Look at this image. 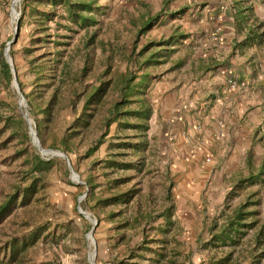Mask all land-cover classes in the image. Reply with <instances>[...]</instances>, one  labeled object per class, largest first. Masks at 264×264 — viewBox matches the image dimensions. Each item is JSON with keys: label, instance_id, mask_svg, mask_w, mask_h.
<instances>
[{"label": "trees", "instance_id": "trees-1", "mask_svg": "<svg viewBox=\"0 0 264 264\" xmlns=\"http://www.w3.org/2000/svg\"><path fill=\"white\" fill-rule=\"evenodd\" d=\"M100 0H22V16L19 21V32L21 31L23 18L28 16L33 29L31 30L28 44L23 48L26 56V64L29 65V72L32 75L30 80V90L23 96L26 99L27 110L35 123L36 133L41 146L44 147L46 129L49 125L56 123L63 110H69L73 117L65 127L58 141L49 145V148L61 150L66 155L82 147L79 154L88 158L92 156L104 142H108V148L114 149L105 159L93 160L92 164L106 170L103 174L109 175L114 171L141 172L145 167V152L150 148L149 130L150 118L153 114V107L148 97L146 89L150 83V75L144 73L141 79L132 71L122 74L111 72V55H105L103 70L96 75L94 81H86L89 72L92 70V36L89 35L83 43V47H77L69 54L68 60H62L61 55L64 48L69 44L72 34L78 29L84 28L86 31L98 22V15L104 11ZM158 19L157 15L147 18L137 31L135 40L129 51L127 59L139 64V68H148L152 65L161 64L172 52L173 37L169 36L158 41H147L136 51V44L140 36L150 31ZM259 25L256 26V28ZM93 35V34H92ZM264 36L262 30L256 38L260 40ZM251 37V36H250ZM253 38V36H252ZM16 40L12 43L11 47ZM53 45L50 51L49 45ZM5 43H3V46ZM42 48H44L43 51ZM151 51L143 60H138L149 50ZM104 50V49H103ZM38 52V53H37ZM10 56L15 61V55L10 51ZM16 79L23 91V83L17 66H15ZM0 79L6 87L10 86L12 74L5 60H0ZM81 107L77 110L78 104ZM7 106L6 102H0V106ZM16 107V106H15ZM14 107V108H15ZM13 108L12 113H4L0 107L1 130H10L12 136L17 138L21 147L16 151L17 155L23 157L25 183H14L8 190H0V226L17 207L28 205L38 190L44 186V177L53 165V158L44 159L37 151L27 148L30 136L23 117ZM116 124V131L108 136L111 125ZM121 131H128L123 134ZM56 137V136H55ZM46 148V147H44ZM132 153V154H131ZM137 156V159L124 161L123 156ZM264 164L254 172L249 171L246 176L240 177L228 192L230 195H238L246 186L254 184L259 180L264 181ZM132 179V175L119 177L111 180L110 188H115L125 184ZM97 183L91 179L85 184L76 183V197L86 191V202L93 199L94 204L101 208L112 206H122L128 204L137 194L136 187H129L125 190H116L106 197H96L94 188ZM86 185V186H85ZM167 191L165 204L160 211L155 212L152 218L151 213H144L136 217L135 221L143 217L146 222L158 217H164L163 227H154L155 237H145L143 242L136 249H130L125 259L116 264H143L140 259H150L151 264H169L173 259H166L167 237L174 221L171 216L174 212L172 198ZM239 203L230 214H226L220 223L213 222L209 226V236L200 244L202 247L218 248L226 245H236L245 236L248 228L254 225V220H248L254 214L253 209L257 200L250 197ZM82 203V202H81ZM82 207V205H81ZM122 212H109V218L113 219ZM28 224V223H27ZM129 224V220L122 221L120 227ZM60 226L56 228L59 229ZM47 229L45 226H38L30 231V234L19 237H10L0 245V264L6 262L18 264V260H23V253L26 247L33 244L37 238ZM54 232V231H53ZM258 234L264 236V231ZM176 242H178L175 239ZM154 244L153 247L151 244ZM146 253L150 255L147 256ZM173 253L178 254L176 250ZM3 258V260H2ZM165 258V259H164ZM230 258V253L223 257V261Z\"/></svg>", "mask_w": 264, "mask_h": 264}, {"label": "crops", "instance_id": "crops-1", "mask_svg": "<svg viewBox=\"0 0 264 264\" xmlns=\"http://www.w3.org/2000/svg\"><path fill=\"white\" fill-rule=\"evenodd\" d=\"M143 2L145 20L158 16L156 31L153 27L147 37H157L155 41L173 37L168 65L160 80L150 84L156 109L150 118L149 142L170 158L168 169L180 183L176 202L171 201L175 202L174 224L168 233L177 232L175 225H181L183 238L193 244L183 251L189 253L188 260L177 264H229V259L215 256L200 261L195 252L217 249L201 246L203 226L208 237L209 226L222 222L251 194L249 187L263 182L228 196L240 177L264 164V36L256 38L264 31V0ZM229 77H236L245 88H229ZM206 156L210 161H205ZM252 193L257 202L250 207L255 212L248 220L255 222L246 235L253 229L255 234L260 231L254 208L259 201ZM173 236L181 240L178 234ZM105 250L104 255L99 252V262L116 264L110 257L113 252Z\"/></svg>", "mask_w": 264, "mask_h": 264}, {"label": "rangeland", "instance_id": "rangeland-1", "mask_svg": "<svg viewBox=\"0 0 264 264\" xmlns=\"http://www.w3.org/2000/svg\"><path fill=\"white\" fill-rule=\"evenodd\" d=\"M143 1L144 0H100L104 11H101L103 13L98 15V22L87 31L82 28L78 29L77 33L72 34V37L68 40L69 44L64 48L65 50L61 58L62 60H68L69 54L77 47H83L84 41L91 35L92 47H90V50L93 64L92 70L89 72L86 81H94L96 75L104 68V56L110 54L112 60L110 75L113 73L122 74L127 71H132L138 76L136 80L141 79L144 73L150 75V83L146 89V96L151 104H153L152 107L156 109L155 103L152 102L149 93L150 84L154 80H160L162 71L167 67L168 61L164 60L161 64L152 65L148 68H139V64L135 61L137 55H134V61L130 62V60L127 59L137 31L145 21V3ZM21 6L22 0H0V60H5L3 49L6 47L7 41L13 36L16 21H20L22 16ZM155 28L156 27L152 30L156 31ZM32 29L33 25L29 17L25 16L20 32L18 26L16 42L13 44V47H11V44L9 48L4 51L5 54L9 53V55L10 51H12L15 55V61H13L11 56L10 58L14 68L17 66L19 70L20 79L23 83V91L19 83L18 85L22 95L23 92L27 93L31 87L30 80L32 79V75L29 72V65L26 64V56H24L23 48L28 44ZM147 34L148 32H145L140 36L136 44V51H138L140 46L145 42L157 40V37L155 40H151L152 38L147 37ZM3 43H5L4 46ZM48 49L53 51V45L50 44ZM43 50L44 48L40 51ZM153 50L154 49H151L143 56H139L138 60H143ZM17 96L12 81L10 86L6 87L3 84V80L0 79V102H6L7 104V106H0L3 107L2 110L4 113H12L13 108L16 106L14 109L19 114ZM80 107L81 103L78 104L77 110H79ZM72 117L73 114L69 110H63L61 112L56 123H52L49 125V128L46 129V144L44 147L49 148L50 144L58 141L57 138L65 132L64 129ZM115 132H117L116 124L113 123L108 136L113 135ZM121 132L123 134L128 133V131ZM148 134L150 135V131ZM20 147L21 145L17 138L12 136L11 131L1 130L0 125V190H8L14 183H25L24 172L26 166L24 165L23 157L16 154V151ZM27 148L37 151L31 139L27 144ZM81 149L82 147L76 151L70 152L67 157L72 170L77 173L79 179L83 181L84 184L88 179L97 183L94 188L96 197H106L116 190H125L129 187H136L137 189V194L134 199L122 206L101 208L94 204L93 199L86 202V196L81 200L82 203L80 202L82 209L87 211L96 221L93 229V236L97 245L98 257L99 252H102L104 255L103 251L105 248H108L105 251L108 253L113 252V255L110 257L114 259L115 263L122 259L126 261L125 257L128 251L139 247L145 237H155L156 233H154L152 229H154V227H163L165 220L164 217H158L152 219L150 222H146V218L143 219L142 217L139 222H136L135 218L148 212H150L152 218H154L156 216L155 212L160 211L165 204L168 189H170L169 193L172 200L176 202V191L180 189L177 188L180 183L179 180L176 179V174H173L168 169V166H170L172 162L169 157L164 155L162 148L158 145V147H150L146 150V163L141 172L120 170L106 175L103 174V171L106 170L102 167V164L96 166L92 164V162L97 159H105L109 157L111 151H115L114 149L110 150L108 148V142L106 141L101 144L98 150L88 158L82 157L79 154ZM58 156L59 155L52 157L53 165L44 177L43 188L38 190V193L35 194L28 205L17 207L0 226V245L10 237L13 238L30 234V231L35 227H47L33 244L26 247L23 253L25 258L21 261H15L18 262V264H87L85 235L91 229L92 223L77 212V200L80 195L76 197V183L70 179V172L65 159L61 158L63 156ZM131 158L137 159V156L133 155L128 157L127 155L122 157L124 161H128V159ZM256 158L257 157H252L251 159L257 160ZM44 159L48 160L45 157ZM128 175H132V179L129 182L115 188H110L112 179ZM86 191H89V187L87 186L85 187L84 193H86ZM247 191L250 193L253 191L256 192L254 198L259 201V204L254 207L257 210L255 216V219H257L256 228L264 231V181L261 185L249 187ZM175 202H173L174 208ZM119 209L122 211L121 213L119 212V216L110 219L109 212L118 211ZM128 220V225L120 227L122 221L128 222ZM57 226H60L59 229L56 228ZM175 228H179V230L176 232L177 229H175L170 233H166L167 255L165 258L169 259L170 257V259H173L177 264L178 260L180 262L188 260L187 256L189 253L183 251L185 246H190L193 244V241L192 239L183 238L181 234L183 228L181 225L177 224ZM204 230L205 226H203V229L199 233L201 243L206 238L207 230ZM174 233L178 234L181 238L180 241L173 236ZM175 239L178 242H176ZM151 245L153 247L155 246L153 243ZM177 249H181L182 252H179ZM197 249L195 253L198 254V257L199 255L201 256L199 258L200 261L202 259H204V261H209L211 256L218 258L222 257L223 259V257L230 253L229 264H264V236L262 237V235L258 233L255 234L254 229L249 231L247 235L245 234V236L240 239L239 244L234 246H221L216 250L201 252ZM174 250H176L178 254L173 253ZM146 255L149 256L150 254L146 253ZM1 256L0 254V258ZM98 257L96 264H113L111 261V263H109V260L99 262ZM193 257L194 253L191 255L190 262ZM140 262L143 264H151L150 259H140ZM196 263L200 262L197 261ZM1 264L16 263H9L4 259Z\"/></svg>", "mask_w": 264, "mask_h": 264}, {"label": "water", "instance_id": "water-1", "mask_svg": "<svg viewBox=\"0 0 264 264\" xmlns=\"http://www.w3.org/2000/svg\"><path fill=\"white\" fill-rule=\"evenodd\" d=\"M11 9H12V8H11ZM18 26H19V22H18V20H17V21H16L15 28H14V30H13V36H12V38H11L10 40L7 41V43H6V47L3 49V53H4V55H5V61H6V63L8 64V66H9V68H10V72H11V74H12V83H13V85H14V87H15L16 93H17V95H18V97H19V100H20V98L23 97V95H22V93H21V90H20V88H19V85H18V82H17V79H16L15 69H14V66H13V63H12V61H11V58H10L9 53H8V54H5V52H4V51L7 50V49L9 48V46H10V45L16 40V38H17V34H18ZM19 100L17 99L18 111H19V114H20V115L23 117V119L25 120V122H26V124H27V126H28L29 134H30L32 129L30 130L29 117H28L27 113H26L24 110H22V108L20 107V101H19ZM30 137H31V138H30V139H31V142L33 143V145L36 147L37 150H43V149H44V148H42V146H41V144H40L39 138H38L37 133H36V129H34V137H35V139L33 138V136H30ZM35 141H37V142H35ZM46 150L62 152V153H63V157H61V158L65 159V161H66V163H67V166H68V169H69V172H70V179H72V178H71L72 175H77V173H75V172L72 170V168H71V166H70V163H69V160H68V157H67V155H66L63 151H61V150H55V149H49V148H46ZM53 155H54V154H53ZM55 156H57V154H56ZM58 157H59V156H58ZM77 176H78V175H77ZM78 178H79V177H78ZM78 183H83V184H84V182L81 181L80 179H79ZM76 208H77V212H78L79 214L83 215L85 218H87V219L92 223V227H91V229L89 230V232L92 233V232H93V229H94V226H95V224H96L95 219L92 218V217L89 215V213H88L87 211H85V210L82 209V207H81L80 204H79V200H77V206H76ZM91 220H93V221H91Z\"/></svg>", "mask_w": 264, "mask_h": 264}, {"label": "built area", "instance_id": "built-area-1", "mask_svg": "<svg viewBox=\"0 0 264 264\" xmlns=\"http://www.w3.org/2000/svg\"><path fill=\"white\" fill-rule=\"evenodd\" d=\"M227 82H228L229 88H231V89H236V88H239V87L241 89H244L245 88V85L242 82H239L236 77H229L228 80H227ZM17 99L19 100V97L18 96H17ZM19 101H20V107L22 108V110H24L27 113V115L29 117L30 130L32 129L31 130V133L29 134V136H32V131L34 133V129H36L35 128V123H34L33 119L30 117V115L28 113L27 103L25 102L24 97H21ZM26 126H27V124H26ZM27 129H28V126H27ZM28 133H29V130H28ZM42 148H44V147H42ZM37 152L39 153V155L41 157H43V158L45 157L47 159H50V158H52V157L55 156V155H53L51 153V151L46 150V148H44L43 150H37ZM205 161L206 162L207 161H210V156H206L205 157ZM71 178H72L71 180L73 182L78 183L79 178H78L77 175H72ZM85 195H86V193H83V194H81L78 197L79 204H80L81 200L85 197ZM88 235H89V237H88ZM85 239H86V261H87V264H96L97 257H98V250H97V245H96L95 238L93 236V232L91 233V232L88 231L86 233V235H85Z\"/></svg>", "mask_w": 264, "mask_h": 264}, {"label": "bare ground", "instance_id": "bare-ground-1", "mask_svg": "<svg viewBox=\"0 0 264 264\" xmlns=\"http://www.w3.org/2000/svg\"><path fill=\"white\" fill-rule=\"evenodd\" d=\"M32 136H33V138L35 139V137H34V133H33V131H32ZM35 142H37V141H35ZM52 154H57V155H59V156H63V153H61V152H59V151H56V152H51ZM91 221H93V220H91ZM88 237H89V235H88Z\"/></svg>", "mask_w": 264, "mask_h": 264}]
</instances>
